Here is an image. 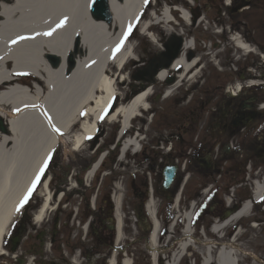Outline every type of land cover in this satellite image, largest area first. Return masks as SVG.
<instances>
[{"label":"bare ground","instance_id":"6f19581e","mask_svg":"<svg viewBox=\"0 0 264 264\" xmlns=\"http://www.w3.org/2000/svg\"><path fill=\"white\" fill-rule=\"evenodd\" d=\"M90 1L12 0L0 4V255L5 252L2 248L4 236L20 217L21 202L42 178L44 165L59 144L64 149L71 145L73 152L83 151L85 139L95 134L97 123L105 114L109 123H119L117 136L121 139L130 121L148 108L151 86L110 111L117 93L115 80L108 77L106 70L109 65H115L117 72L129 60L135 59L133 46L126 36L132 33L149 0H108L112 13L109 25L89 15ZM169 10L166 6L160 19L152 16L153 13L150 17L165 25L171 20ZM180 14L183 22L187 23L189 15L182 10ZM149 24L141 26L142 34ZM232 43L240 50L250 52L239 37H232ZM182 48L183 52L170 64L171 67L160 69L154 78L169 83L163 99H168L173 90L178 89L180 79L197 62L196 59L189 61L186 58V52L193 48L191 40H187ZM72 54L73 65L70 67ZM82 56L85 57L83 61ZM179 67L183 73L172 84L169 71H177ZM28 83L31 85L28 86ZM4 120L7 121L4 123ZM77 124L80 127L78 132L74 131ZM120 147L121 159L128 150L133 153L139 151L135 139L124 141ZM100 158L86 174L85 180L97 171L103 159ZM44 182L42 205L33 219L37 225L42 223L47 211L53 210L51 193L46 191L47 182ZM262 196V186L258 184L253 200L258 202ZM119 199L115 196L112 199L117 223L116 245L123 235ZM192 205L189 210L177 215L183 219L182 229L186 236L165 264H179L192 244L189 235ZM146 210L152 220L153 232L148 241L152 250L151 262L158 264L155 247L158 245L160 223L154 217L155 203L149 202ZM249 211V203L244 204L223 225H214L213 233L217 234L239 219L249 217ZM212 246L210 242L205 245L202 264H213L214 261L215 264H238L237 250L232 244L222 245L214 257ZM107 264H114L112 257ZM122 264L131 262L124 257Z\"/></svg>","mask_w":264,"mask_h":264},{"label":"flooded vegetation","instance_id":"af4514ba","mask_svg":"<svg viewBox=\"0 0 264 264\" xmlns=\"http://www.w3.org/2000/svg\"><path fill=\"white\" fill-rule=\"evenodd\" d=\"M193 1L201 14H210L213 19L230 18L229 28H241L245 32L264 36V0ZM155 6L159 14L161 6L157 1ZM186 6L195 16L191 7ZM156 25L157 29L162 28L157 21ZM248 45L255 54L247 57L242 69L236 73L242 86L233 98L229 97L230 88L225 85L211 91L203 90L200 97L190 100L187 105L189 109L171 114L170 128L144 134L138 141V155L131 157L129 151L122 156L125 163L121 164L125 170L122 176L128 189V199L133 201L132 218L135 223L132 228L137 233V242L142 243L148 235L150 221L145 208L152 198L161 202L159 210L163 203L165 209L176 206L178 211L194 204L196 221L201 223L207 220L206 227H209L211 221L226 219L228 214L237 211L251 197L250 190L256 178L259 177L264 184V110L261 108L264 101L254 96V93L264 91V84H260L264 83V55L260 60L256 47L250 43ZM249 82L256 85L251 86ZM127 138L134 139L133 135L127 133L122 139L116 140L114 136L102 143V151L107 153L103 164L105 169L115 161L121 144ZM111 147H114V151L110 150ZM130 161H133L134 168ZM90 163L88 160L78 165L75 159L70 166H78L80 172H84ZM49 167L47 171L52 165ZM164 169H174L172 184L166 190L162 188ZM56 187H51L55 195L53 210L47 211L45 217L50 256L47 264L58 261L66 264L71 256H76L78 262L70 259L76 264H104L109 254L102 250L101 245L110 240L107 229L99 233L92 231L91 245L85 250L78 240L68 242L69 236L72 238V231L67 230V226L71 219L70 211L74 213L76 224H82L84 212L85 218L89 217V223L95 227L99 222L104 223L103 217L109 212L108 208H99L103 217L98 221V213L87 211L86 200L84 204L79 202L77 207L76 202L72 204L67 199L65 202L56 201ZM66 202L70 205L67 211L64 207ZM231 235L232 232L229 234L228 231L226 237ZM59 253L62 256L56 259Z\"/></svg>","mask_w":264,"mask_h":264},{"label":"rangeland","instance_id":"374dc122","mask_svg":"<svg viewBox=\"0 0 264 264\" xmlns=\"http://www.w3.org/2000/svg\"><path fill=\"white\" fill-rule=\"evenodd\" d=\"M148 3L149 6H147L146 10H144L143 12V15H141L136 22V30L133 34L134 40L130 41L131 45L133 46L135 59L128 62L121 74L125 83L120 85L119 82L115 81L116 93H118L119 95L115 100L113 107L121 103H126L127 99H129L130 101V99L137 93H139V91L143 90L145 87H147V85H151L153 87V91L155 92L153 96L148 99V103L151 104V113L150 115L148 114V117L137 119V121L133 123L134 126L141 128L140 132H144L142 130L143 127H146L148 125V120L151 118V116H153L152 122L148 126L147 133L149 134L153 132H159L162 129L170 128V121L172 119L171 114L180 110L189 109L187 105L189 104L190 100L200 97V94L203 90L210 89L211 91L212 89H215L221 85H225L227 88H230V90H232L233 86L230 85L240 81L239 77L236 76L234 69H236L237 71L241 70L242 65L246 61L242 60L240 61V63L236 64V62L233 60V56L231 55L232 50L230 49V43L229 41H227L225 34L223 33L222 35L217 36L211 32V29L219 30L220 24L228 25L231 19L222 18L219 20H213V18L209 16L210 14H208V16L201 14L199 11L200 8H198L197 5H194L195 1L193 0H190V4L185 0H157V3H159V5L161 6V10L165 6H178L186 10L187 4L189 5V7H191L192 12H194L193 15L195 16H193L194 19L192 20V26L186 27L183 25V23L179 22L180 19L177 16L178 12L172 11V16H174L175 20H178L176 23H178L179 26L172 25L171 27L173 30H170L169 32H161L159 29H154L151 24V29L148 30V34L152 35L153 37L151 36V38H154V40H156L155 42H152L149 38H147L145 34H141V26H143L144 23L153 21L150 17V12L154 13V6L152 5L153 0H149ZM187 10L188 12H190V9ZM199 18H204V21H201V23L196 26L197 20ZM239 34H241V37L244 41L250 43L251 46L256 47L257 53H263L264 36L261 37L259 33L255 32H245L241 28L239 30ZM191 37L194 40V45L192 46V49H189L186 52V58L189 61L200 58L199 64L204 61L206 62L208 58L203 55V51L207 52L210 50L211 52H213L215 46L225 47L226 51L223 55H220L219 63L218 59L215 57L214 60H212L213 62L211 61L210 64L208 63L209 61L205 63V69H200L199 71V65L196 67L197 76L194 79L199 77L201 74V76L199 77L200 80H198V84L188 86V83L185 79L184 81H182V86L179 87V89L173 90L174 92L168 100L161 101L158 94H163L164 90L168 89L169 84L167 85L165 82L156 81L154 80V77L160 69H166L168 65L183 52V49L181 48L182 44ZM73 56V54L70 55V67L73 65L71 60ZM84 58L85 57L82 56L81 60L83 61ZM231 63L233 64V67L230 66ZM107 70L108 72H114L115 68L113 65H109ZM179 71L183 72L181 70ZM169 72L170 79H177L174 76L177 74V71L170 70ZM107 74L108 77L111 75L109 73ZM118 79L121 80L120 77ZM29 85L31 84L28 83V86ZM254 96L264 101V91L262 93H254ZM181 101L184 102L181 103ZM117 127V124L111 125L110 123L105 121L100 127V134L98 138H96L95 141L91 142L89 145L92 146L93 144H95L96 146V144L101 143L102 141L106 142L107 140L112 139L115 136L114 134L116 133ZM84 148H86L85 152L74 154L72 152L71 145H68L65 149L59 147L57 152L55 153V156L53 157V165L46 178H51L55 175V181L59 180L61 181V183H56L54 187L58 186L56 187L58 188L57 190L61 192V194L65 193V199H67L68 202H71L72 204L76 202V207L78 206L79 202H81V204H84L83 201L87 198L89 202L91 199H93L95 201L94 206H92V203L89 204V212L98 213L97 206L99 203V198H102L103 200L104 196L108 195L109 193V198H111L112 196L119 197L122 204L120 211L123 221V235L119 243L114 248V254H116L117 257L116 261L120 262L122 261V259H124V257H127L131 262L135 261V263L139 262L141 264H148L147 262H150L152 250L148 247L147 244L136 241L137 233L132 228V224L134 223L132 218L133 201L131 199H128L126 193L128 189L125 183V178H123L122 176L124 170L123 168H120L121 165H119L121 164V162L117 161V157L113 163L108 165L106 171H104L103 173H97V175L92 180H85L84 175L87 171L85 173H81L78 166L75 168L70 166L71 162L75 159L76 161H80L83 164L86 163V158H88V156L91 154V148H88V144H85ZM130 164L134 168L133 161H130ZM104 173L108 174V177H105L103 175ZM76 179L78 182L74 181ZM65 199H63L62 202H65ZM41 201L42 193L39 183L33 190V196L31 197L30 202L26 203V205L20 209V217H18L14 221V224L11 225L10 230L5 236V239H7L5 246H7V248L13 249L14 254L9 253L13 255H10L11 257L9 256L8 258L5 257L7 256V254H5L4 259L3 257H0V264H11L8 261H10V259L12 260V258L19 259L20 264H47V261H49L50 256L48 252V232L47 226L45 225V220L40 225H34L32 221L34 216L33 214L38 206L41 205ZM109 201L112 205L111 200ZM68 202H66L64 206L66 211L68 209V206H70L68 205ZM160 203L161 202L159 200L155 199L156 208L158 207V205H160ZM82 207L83 205L81 206V208ZM263 207L264 200L259 203V207L253 215V218L257 222V229H252L250 226H248L247 220L243 219L239 223V225H233V228L229 231V234L231 232L234 234V232L237 230H235L237 226V228H241L240 232L236 236V239L238 240L230 243L233 245L234 249L237 250V258L239 259L238 264H264ZM70 213L71 219H69V226H67V230L71 229L72 238L69 236L68 242L70 243V241H73V243H75L76 240H78V244L84 245L85 250L86 248L89 249L91 245L90 236L89 234H87L91 225V222L89 223V217L85 218V213L82 212L84 223L78 225L73 219L74 213L72 211H70ZM174 213L175 212L171 211V209H165L164 203L161 204L160 213L158 216L160 218L159 220L161 223L160 225L163 230V234H161L162 237L159 235V243L157 247H155V252L158 256V264H165V261L168 260L173 253H175V249L178 247V244L182 239V235L180 234L179 230V227L182 225V219L180 217L178 218V222H175L174 229H172V231L169 229L174 222ZM102 217L103 216H100L98 214L97 220L99 221ZM103 222L104 226L114 225L115 222H113L112 213L110 210L107 216L103 217ZM206 223L207 220L205 222L199 223V226L203 225L204 227H206ZM212 223L213 221H211L210 225ZM83 226H88L86 232H84L82 228ZM148 226L149 225L147 224V227ZM98 227H100V224L96 225L93 230L97 231ZM12 228L13 230L11 232ZM199 230L200 228H198V231ZM198 231L196 232V235H193V237L191 238H195V240L200 239L205 243L195 244L193 248H188V254H186L184 259L182 260V264H192V260L195 261V264H202L203 262L202 258L204 257L203 253L205 245L207 244V242H209L205 241L204 237L209 240L212 235L206 230L205 236H202ZM79 235L81 239L79 238ZM172 236H174V238H172ZM210 243L214 245L213 241H211ZM212 250V256L214 257L216 256V250L213 248ZM29 251H34V254ZM108 254H110V252ZM58 256L62 255L59 253L56 256V259L58 258ZM63 258H65V256H63ZM70 259L77 261L76 256H71ZM70 259L66 264H72ZM4 261H7L8 263H4ZM55 264L62 263L58 261ZM213 264H215V261L213 262Z\"/></svg>","mask_w":264,"mask_h":264},{"label":"water","instance_id":"95a60500","mask_svg":"<svg viewBox=\"0 0 264 264\" xmlns=\"http://www.w3.org/2000/svg\"><path fill=\"white\" fill-rule=\"evenodd\" d=\"M3 2H8V0H3ZM90 14L91 17L98 20L103 21L107 24L112 22V14L109 8V1L108 0H94L90 6ZM173 170H164L163 177L164 183L163 187L166 189L170 185L173 179Z\"/></svg>","mask_w":264,"mask_h":264},{"label":"trees","instance_id":"16d2710c","mask_svg":"<svg viewBox=\"0 0 264 264\" xmlns=\"http://www.w3.org/2000/svg\"><path fill=\"white\" fill-rule=\"evenodd\" d=\"M8 250H9L10 252H12L10 248H9ZM9 262H10V263H13V261H12L11 259H10V261H9Z\"/></svg>","mask_w":264,"mask_h":264},{"label":"snow or ice","instance_id":"6c2138e0","mask_svg":"<svg viewBox=\"0 0 264 264\" xmlns=\"http://www.w3.org/2000/svg\"><path fill=\"white\" fill-rule=\"evenodd\" d=\"M61 23H63V22H61ZM29 191H31V189ZM21 203L23 204V201Z\"/></svg>","mask_w":264,"mask_h":264}]
</instances>
